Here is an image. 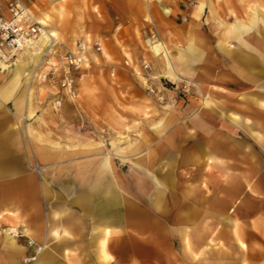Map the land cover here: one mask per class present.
<instances>
[{"label":"crops","instance_id":"1","mask_svg":"<svg viewBox=\"0 0 264 264\" xmlns=\"http://www.w3.org/2000/svg\"><path fill=\"white\" fill-rule=\"evenodd\" d=\"M121 1L125 16L98 32L118 50L132 48L136 28L146 26L144 10L135 14ZM188 1L150 3L165 45L166 61L157 63L171 79L179 69L200 70L218 107L164 120L150 147L144 137L129 150L137 151L129 161L100 150L87 165L76 152L67 157L64 143L42 145L57 159L44 180L20 173L21 131L13 123L24 111L18 81L31 56L7 71L0 63V182L31 183L9 203L13 215L0 209V230L19 231L0 232V264H264V139L257 136L264 135V0ZM6 3L0 0L2 11ZM25 3L31 9L36 0ZM159 82L151 84L159 89ZM173 117L174 129L155 145ZM126 152L114 154L125 159ZM5 197L0 192V206Z\"/></svg>","mask_w":264,"mask_h":264},{"label":"rangeland","instance_id":"2","mask_svg":"<svg viewBox=\"0 0 264 264\" xmlns=\"http://www.w3.org/2000/svg\"><path fill=\"white\" fill-rule=\"evenodd\" d=\"M153 1L141 0L138 5L137 0H124L126 5L130 3V9L135 14L138 8L144 10L146 26L141 31L136 28L137 37L131 44L132 48L119 50L112 46L110 39L99 38L98 32L109 30L112 19L121 21L125 16L118 6L123 4L121 0H36L31 6L35 18L45 26L47 32L54 34L51 41L39 44L38 51L50 42L60 49L77 51L79 41L85 42L87 50L86 63L73 72V89L68 95L59 86L60 71L50 73L45 81L36 75L32 77L36 64L42 73L47 68L42 65L41 54L40 58L33 60L38 51L29 54V65L24 67V74L18 81L20 94L25 101L24 111L13 123L14 129L21 131L19 143L22 149L18 159L23 157V164L19 166L20 173L44 180L57 159L50 154L53 150L37 148L42 145L47 148L64 143L67 157L76 152L83 160L87 159V165L92 162L90 157L95 156L92 154L100 150L117 163L129 161L127 156L137 152H130V149L139 140L143 141L144 137L147 140L144 148L150 147L154 127L164 120L179 117L186 109L200 110L209 106L212 111L214 106L218 107L216 101L208 100L211 99L208 97L209 89L203 85L200 70L179 69L178 79L161 76L157 62L166 61L165 45L151 17L149 7ZM197 1L188 2L195 4ZM262 14L264 8L259 10V15ZM234 23L224 28L229 29ZM94 43H99L101 50L94 49ZM155 46L158 52L154 51ZM188 51L189 55H194V49L189 48ZM7 69H10L9 65L5 71ZM151 81H160V88L156 89ZM57 97H62L59 107L54 104ZM219 105L232 109L228 104ZM6 112L10 115L9 110ZM43 113L46 118L41 117ZM177 121L175 117L169 119L164 130L156 133L155 145L165 140ZM257 136L264 139V135ZM118 148L127 151L124 153L125 159L114 154ZM6 173L11 174L9 168H6ZM20 183L10 177L0 182V192L6 196L0 209L5 215H13L10 211L17 208L9 204L15 200V193L23 196L31 188L27 179ZM0 232L8 237L19 235L17 229L8 226H4Z\"/></svg>","mask_w":264,"mask_h":264},{"label":"built area","instance_id":"3","mask_svg":"<svg viewBox=\"0 0 264 264\" xmlns=\"http://www.w3.org/2000/svg\"><path fill=\"white\" fill-rule=\"evenodd\" d=\"M46 32L45 26L35 18L29 6L23 0H7L6 11L0 9V63L10 65L18 60L25 51L29 54L39 50V38ZM94 49L101 50L99 43L93 44ZM78 50H63L48 43L39 51L42 54L44 67L42 73L40 66L36 65V72L32 73L42 81L47 80L50 73L61 72L60 84L63 92L67 95L73 89V72L82 68L85 63L87 50L84 41H79ZM62 97L54 100L55 106L59 107Z\"/></svg>","mask_w":264,"mask_h":264},{"label":"bare ground","instance_id":"4","mask_svg":"<svg viewBox=\"0 0 264 264\" xmlns=\"http://www.w3.org/2000/svg\"><path fill=\"white\" fill-rule=\"evenodd\" d=\"M54 36V34H52V33H48L47 31L41 36V40L42 41H44V42H48V41H51L50 39L52 38ZM54 38V37H53ZM39 44H40V42H39ZM154 49H156L157 47L155 46V47H153ZM29 52H28V50L27 51H25V53L21 56V57H23V56H25V55H27ZM40 54H41V52H39L38 51V58H40ZM42 55V54H41ZM21 59V58H20ZM19 60V59H18ZM18 60H17V62H18ZM39 60V59H38ZM86 63V62H85ZM4 64V63H3ZM37 65V64H36Z\"/></svg>","mask_w":264,"mask_h":264}]
</instances>
